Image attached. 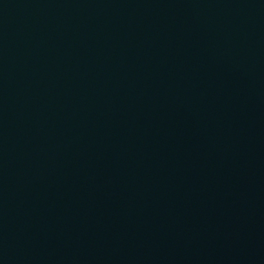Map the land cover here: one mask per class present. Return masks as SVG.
<instances>
[{"label":"water","instance_id":"95a60500","mask_svg":"<svg viewBox=\"0 0 264 264\" xmlns=\"http://www.w3.org/2000/svg\"><path fill=\"white\" fill-rule=\"evenodd\" d=\"M79 0H0V85Z\"/></svg>","mask_w":264,"mask_h":264}]
</instances>
